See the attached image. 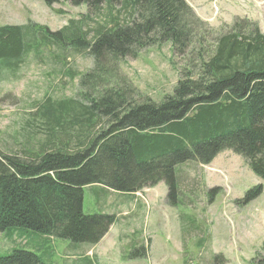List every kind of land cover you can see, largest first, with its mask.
<instances>
[{
  "label": "trees",
  "instance_id": "1",
  "mask_svg": "<svg viewBox=\"0 0 264 264\" xmlns=\"http://www.w3.org/2000/svg\"><path fill=\"white\" fill-rule=\"evenodd\" d=\"M42 1L47 7L83 5L89 15L105 10L108 20L89 28L87 13L54 32L34 23L0 26V81L14 77L30 55L42 61L44 51L60 69L71 53L92 62L83 74L68 72L79 78L76 97L35 104L30 124L13 138L17 149L0 150V233L26 240L29 231L31 237L96 245L116 216L84 214V187L102 185L128 197L164 182L166 200L176 205L177 195L180 201L184 195L178 165H207L224 151L242 157L264 181V34L255 23L217 34L209 50H190L203 23L184 0ZM162 42L173 55L187 53L188 67L179 71L172 94L156 103L118 64ZM261 193L257 185L243 201ZM8 248L0 264H45L33 252ZM212 258L215 264L219 256Z\"/></svg>",
  "mask_w": 264,
  "mask_h": 264
},
{
  "label": "rangeland",
  "instance_id": "2",
  "mask_svg": "<svg viewBox=\"0 0 264 264\" xmlns=\"http://www.w3.org/2000/svg\"><path fill=\"white\" fill-rule=\"evenodd\" d=\"M184 1L204 24L202 32L193 33L190 50L200 46L209 50L217 34L247 22L255 23L264 34V0ZM118 9L114 7L111 14L117 16ZM87 13L83 5L73 7L64 2L47 7L42 0H0V26L34 23L54 32ZM104 14L105 10L97 15L88 13L92 19L88 27L107 21ZM124 15L118 16L119 22H124ZM49 52H43L42 61L30 55L14 77L0 81L1 151L17 149L13 138L20 137L30 124L35 104L45 99L76 97L80 92L79 78H68V72L80 75L92 68L87 55L71 53L66 57V67L60 69L47 60ZM186 54L173 55L169 43H154L135 59L124 58L118 67L143 96L158 103L172 94L179 71L188 67ZM38 138L43 135L36 134L34 142ZM178 166L176 181L180 179L179 190L184 195H180L181 201L177 195L176 205L166 200L164 182L128 197L102 185L84 187V214L116 216L96 245L42 235L31 237L27 231L26 240H21L25 244L15 242L11 246L33 252L45 264H213L212 256H219L215 264L264 261V181L249 170L242 157L230 151L218 154L207 165L190 161ZM257 185L262 186L261 195L244 202L245 193ZM2 235L0 242L4 240ZM4 246H0V256L10 249Z\"/></svg>",
  "mask_w": 264,
  "mask_h": 264
},
{
  "label": "crops",
  "instance_id": "3",
  "mask_svg": "<svg viewBox=\"0 0 264 264\" xmlns=\"http://www.w3.org/2000/svg\"><path fill=\"white\" fill-rule=\"evenodd\" d=\"M8 236L10 237V233H6V232L3 233L1 238L4 239V240L0 242V246L1 247H5L4 245H6L7 247H10L15 242L21 244V240L22 239H20L18 236L13 235L12 237H10V239H7ZM22 243H24V242L22 241Z\"/></svg>",
  "mask_w": 264,
  "mask_h": 264
}]
</instances>
